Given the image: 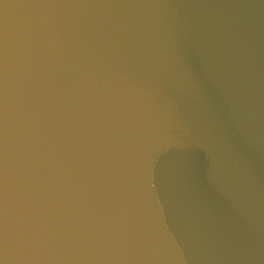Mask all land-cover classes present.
Here are the masks:
<instances>
[{
    "label": "water",
    "instance_id": "95a60500",
    "mask_svg": "<svg viewBox=\"0 0 264 264\" xmlns=\"http://www.w3.org/2000/svg\"><path fill=\"white\" fill-rule=\"evenodd\" d=\"M0 264H264V0H0Z\"/></svg>",
    "mask_w": 264,
    "mask_h": 264
}]
</instances>
